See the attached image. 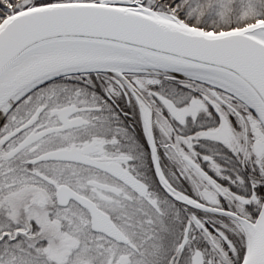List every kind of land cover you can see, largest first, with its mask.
I'll list each match as a JSON object with an SVG mask.
<instances>
[{
	"label": "snow or ice",
	"instance_id": "6c2138e0",
	"mask_svg": "<svg viewBox=\"0 0 264 264\" xmlns=\"http://www.w3.org/2000/svg\"><path fill=\"white\" fill-rule=\"evenodd\" d=\"M0 264H264V0H0Z\"/></svg>",
	"mask_w": 264,
	"mask_h": 264
}]
</instances>
